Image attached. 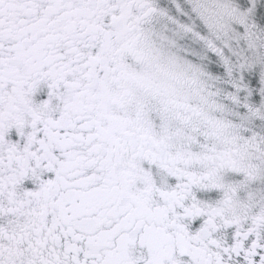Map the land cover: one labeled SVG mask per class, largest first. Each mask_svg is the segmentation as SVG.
Returning a JSON list of instances; mask_svg holds the SVG:
<instances>
[{"label":"snow or ice","instance_id":"snow-or-ice-1","mask_svg":"<svg viewBox=\"0 0 264 264\" xmlns=\"http://www.w3.org/2000/svg\"><path fill=\"white\" fill-rule=\"evenodd\" d=\"M0 264H264V0H0Z\"/></svg>","mask_w":264,"mask_h":264}]
</instances>
